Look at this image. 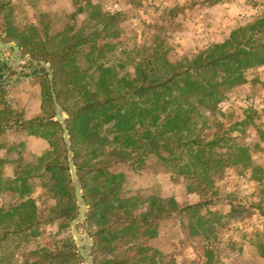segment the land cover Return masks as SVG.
Returning <instances> with one entry per match:
<instances>
[{"label":"rangeland","instance_id":"374dc122","mask_svg":"<svg viewBox=\"0 0 264 264\" xmlns=\"http://www.w3.org/2000/svg\"><path fill=\"white\" fill-rule=\"evenodd\" d=\"M1 1L9 3L0 23L2 29L11 28L12 34L23 33L28 36L36 26L42 32L43 46L50 47L54 42L63 40L58 37L54 42L47 43L46 31L49 35H55L67 30L74 23L76 30L85 29L87 32L92 29H97L98 32L104 30V25L101 20H98L99 18L96 21L90 19V9L85 10L84 14L76 20H70L69 16L76 12L77 8L74 0ZM96 2L100 5L102 12L115 14L116 18L110 24L108 32L103 33L96 40V45L93 43L91 48L86 45V50L79 52L77 56L79 76H73V79L68 77L67 80L65 76L62 77V83L59 86L61 96L58 98L56 92L55 94L65 113L66 121L69 115L65 108L75 111L90 91L98 90L99 74L96 69L100 64L113 68L112 76L109 78L113 80L114 85L110 90L112 97L119 96L129 90V87L125 86L127 81L137 78V65L143 59L144 47L163 42V47L169 52L170 60L191 59L202 50L224 41L240 25L264 13V0H219L212 6L209 3L203 5V0H96ZM176 14L177 17L174 18ZM109 36H111L110 39ZM2 41L17 44L3 38ZM108 43L114 45V50L111 51L109 48L96 50L95 52L101 53L102 59L98 60V66L95 65L96 56L88 53L93 48L106 47ZM82 49L84 48L80 50ZM19 57L21 62L13 66L12 63H16L13 60V50L7 49L0 52V60L2 58L7 64V68L3 71L10 72L2 78L6 81L3 86L10 93L8 107L17 110L20 113V121L24 123H31L37 118L48 120L50 117H53L51 120L55 121L54 101L49 102L46 96L47 89L44 86V78L46 75L49 77L48 73L40 64H35L34 61L38 60H34L30 55L20 51ZM46 65L51 68L50 64ZM36 72L41 73L43 79L34 77ZM246 77L247 84L226 89L216 118H210L208 124H204L205 120L202 118L192 135L195 136L202 129L208 128L209 130L202 135L205 142L217 141L219 144L214 152L220 154L221 167L212 170L213 183L204 188L203 193L189 194L184 178L180 177L172 166L170 170L173 172H168L167 167L162 166L153 157L145 158L140 164L134 165L133 169L129 165H119L114 169V172H120L125 176L123 191L134 194L140 192L138 196L144 201L150 196H156L158 199L175 198L181 204L213 200L214 203L210 209L216 215H209L205 210L202 214L204 220H210L213 227V232L209 234L212 243L209 248L214 251V264H264V257L261 256L264 249L259 248V246L264 248V67L249 70ZM124 78L126 82L118 83ZM98 91L102 96L101 99H104V92ZM26 102H28L26 107L31 119L25 117L27 116L24 108ZM9 115L7 113L8 118ZM193 117H199V115L194 114ZM245 119L247 123L239 126L238 122ZM17 133L10 132L8 135L0 133V145L3 143L6 147H11L7 156L10 163L14 162V165L9 164L4 171L3 179H12L16 173H22L17 169V160L23 156V162L27 163L31 174L37 175V178L32 180L35 190L32 197L36 199L40 209L45 210L54 205L56 200L50 199L45 185L46 180L38 176L44 173L47 162L61 166L67 158L69 165L63 129L55 134L47 127L35 125ZM69 135L74 162L82 167L89 159L88 145L82 138H73L70 132ZM242 142L250 144L255 151L252 167L233 166L230 162H226L228 147ZM16 149H20V152H16ZM48 153L49 157L42 164L41 157L44 158ZM183 156L184 160H189L188 152ZM78 179L85 197L92 184L91 178L88 177L84 181H81L79 177ZM205 179L203 177V187ZM91 198L93 199V196ZM66 201L67 198H64L63 204L70 211L71 205L65 204ZM16 202H18L16 194L5 190L0 195V207L9 208ZM76 204L77 218L79 215L77 199ZM90 210L91 207L88 204L86 217ZM169 210L170 208L167 207L163 219L157 223L156 227L150 229L155 237H147L148 246L163 256H159L160 264L170 263L172 258H175L178 264H202L205 252L200 249V245H207V242H204L205 233L203 232L202 242L193 240L194 233L189 228L190 225L197 223L196 217L179 214L168 217ZM52 217L55 215L44 217L43 220L47 218L51 220ZM73 221L71 226L67 227L61 225L63 222L67 224L62 217L53 221L52 224H44L38 228L40 236L35 239L29 238V241L9 239L0 245V262L15 254L13 263L10 264H21L29 257L31 251L43 248L48 252H55L57 262L62 255L71 253L73 256L77 253V259L66 257L64 262L88 264V259L79 254V246L73 234ZM93 223L89 224L86 218L79 224V232L92 244L93 264H100L105 256L114 253L111 250L105 251L103 248L98 255L94 253V244L99 237L93 236L98 230L97 223L94 220ZM208 227L205 225L202 231ZM72 241L75 243L73 246ZM82 247L87 249L84 240ZM1 264L6 263L3 261Z\"/></svg>","mask_w":264,"mask_h":264},{"label":"trees","instance_id":"16d2710c","mask_svg":"<svg viewBox=\"0 0 264 264\" xmlns=\"http://www.w3.org/2000/svg\"><path fill=\"white\" fill-rule=\"evenodd\" d=\"M218 1L203 0V5L209 3L212 6ZM74 2L77 8L76 12L69 16L70 20H76L85 10L90 9V19L96 21L99 18L104 30H76L74 23L67 30L55 35H49L46 31L47 43L54 42L58 37L63 39L49 47L42 45V32L36 26L27 36L23 33L12 34L11 28L3 30L0 24L3 40L16 42L24 54L50 64L58 98L61 96L59 86L62 77L65 76L67 80L68 77L73 79V76L80 74L77 64L79 52H84L86 45H89V48L93 43L96 45V40L108 32L110 24L116 18L115 14L102 12L96 0ZM8 5L9 3L0 0V23ZM81 48L84 49L80 50ZM103 48L113 51L114 45L108 43L106 47L99 46L88 53L96 56L94 64L97 66L102 56L95 51H101ZM143 51V59L137 65V78L127 81L125 86L129 87V90L124 94L112 97L110 89L114 82L109 77L112 76L113 68L100 64L96 69L99 74L97 89L104 92V99H101L98 90L90 91L75 111L65 108L69 115L66 122L71 137H80L88 145L89 159L82 167L77 163L75 165L81 181L88 177L92 181L85 199L91 207L87 221L94 224V220L98 225V230L93 235L94 238L99 237L94 244V253L98 255L102 248L105 251H113L114 254L105 256L100 264H160L159 256H163L148 246L147 237H155L150 229L156 227L163 219L168 207V217L176 214L196 217L197 223L189 227L194 233L192 239L201 241L203 232L205 233L204 242H207V245H200V249L205 252L202 264H214V251L209 248L212 244L209 234L213 232V227L211 221L204 220L202 214L205 210L209 215H216L210 209L213 200L181 204L175 198L158 199L156 196H150L144 201L138 196L140 192L134 194L123 191L125 176L114 172V169L119 165H129L133 169L134 165L140 164L145 158L153 157L162 166L167 167L168 172H173L170 170L172 166L174 171L184 178L186 190L191 195L203 193V189L213 183L212 170L221 167L220 154L214 152L219 144L217 141L205 142L202 135L208 128L202 129L195 136L192 135L202 118L205 120L204 124H208L210 118H216L226 89L247 84V72L264 67V13L240 25L224 41L213 44L191 59L170 60L163 42L144 47ZM4 68H7V65L0 60V79L3 78ZM44 81L46 96L52 103L51 82L47 75ZM122 82H126V79L118 83ZM6 111L10 115L16 113V122L11 125L10 132L18 134L17 132L35 125L47 127L55 134L62 131L61 124L51 120L53 117L48 120L37 118L22 126L18 124L20 113L17 110L6 106ZM194 114L199 117H193ZM206 115L208 117L205 118ZM238 123L239 126L245 124L247 119ZM10 149L11 147H6L3 143L0 145V195L5 190L9 191L17 195L18 202L9 208L0 207V245L9 239L29 241L38 238L40 226L52 224L61 217L67 222L61 224L63 227L71 226L76 218L77 204L67 158L61 166L47 162L44 173L38 176L46 180L50 199L56 200L54 205L41 210L36 199L32 197L35 193L32 180L37 178V175L31 174L27 163L23 162V156L17 160V169L22 173H16L12 179H3L8 165H14L13 161H8ZM16 152H20V149H16ZM187 152L189 160H184L183 154ZM254 152L252 146L246 142L235 144L228 147L226 162L233 166L252 167ZM47 157L49 153L44 158L41 157L42 164ZM83 171L85 172L82 174ZM203 177L206 178L204 187ZM64 198H67L65 204L71 205L70 211L63 204ZM49 215L55 217L43 220ZM205 225L209 227L202 231ZM71 245L75 243L72 241ZM259 248L264 249L263 246ZM14 256L15 254H12L1 262L13 263ZM56 256L55 252L41 248L31 251L29 257L21 264H66V257L78 258L77 253L73 256L70 253L62 255L57 262ZM261 256L264 257V250ZM166 264L178 262L172 258L171 262Z\"/></svg>","mask_w":264,"mask_h":264},{"label":"water","instance_id":"95a60500","mask_svg":"<svg viewBox=\"0 0 264 264\" xmlns=\"http://www.w3.org/2000/svg\"><path fill=\"white\" fill-rule=\"evenodd\" d=\"M7 49L13 50V60L16 61V63L13 62L12 65L16 66L17 63L21 62V59L19 57L21 49L15 43H4L2 41V37L0 34V52H3ZM34 63L44 66L47 69V73L49 75V80L51 82V88H52V96H53V101H54V105H55V121H57L61 124L63 132H64V138H65V142H66V146H67V150H68L69 167H70L72 181H73V185H74L75 196H76L78 207H79V215L73 221V234H74L76 242L79 246V249H78L79 254L82 257L88 259V261H87L88 264H93L92 257H91L92 244L88 238L82 237L80 232H79V224L83 223L86 220L88 203H87V201H86V199L82 193L81 185L79 184V179L77 176V169H76L75 162H74V153H73V150L71 149L70 135H69V130H68L67 123H66V116H65V113H64L61 105L59 104L57 97H56V94H55L54 83H53V73H52L51 68H49L43 62L34 61ZM83 240L87 244L86 250L82 247L83 246Z\"/></svg>","mask_w":264,"mask_h":264},{"label":"crops","instance_id":"0c3cea01","mask_svg":"<svg viewBox=\"0 0 264 264\" xmlns=\"http://www.w3.org/2000/svg\"><path fill=\"white\" fill-rule=\"evenodd\" d=\"M1 62H4L6 64V62L4 60H2V58H1ZM42 67L45 69V71L47 73V69L44 66H42ZM9 73L10 72L2 71L3 76H7ZM34 77H37V78H39L41 80L42 74L41 73H37V74L35 73ZM48 79H49V77H48ZM3 81H5V80L0 79V86H1L0 87V133L1 134L5 133V134L8 135V134H10V130L9 129L11 128V125L14 124L13 123L15 121V119H14L15 117L14 116H15L16 113L14 115H13V113H12V115H9L10 116L9 118L7 117V113L8 112L6 111V106H8L9 103H10L8 101V99L10 97V93L7 92L6 88L3 86V84L6 83V81L4 83H3ZM25 84H27V83H25ZM27 105H28V102H26V104L24 106V108L26 109V111H25L26 113L25 114L27 115L25 117L27 119H31L32 117L30 116V113L28 112V107H26ZM26 123H28V122H26ZM18 124L23 126L25 123L22 122V121H19Z\"/></svg>","mask_w":264,"mask_h":264}]
</instances>
